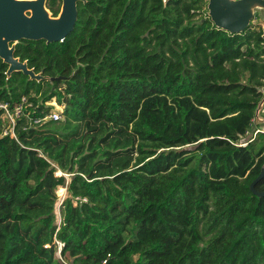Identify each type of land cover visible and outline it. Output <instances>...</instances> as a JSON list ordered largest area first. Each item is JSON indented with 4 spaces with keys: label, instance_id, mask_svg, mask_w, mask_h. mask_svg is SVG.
<instances>
[{
    "label": "trees",
    "instance_id": "16d2710c",
    "mask_svg": "<svg viewBox=\"0 0 264 264\" xmlns=\"http://www.w3.org/2000/svg\"><path fill=\"white\" fill-rule=\"evenodd\" d=\"M206 5L80 0L62 41L15 45L65 79L0 59V101L32 103L14 136L0 110V264H264V28L229 33ZM52 100L61 118L31 121Z\"/></svg>",
    "mask_w": 264,
    "mask_h": 264
},
{
    "label": "water",
    "instance_id": "95a60500",
    "mask_svg": "<svg viewBox=\"0 0 264 264\" xmlns=\"http://www.w3.org/2000/svg\"><path fill=\"white\" fill-rule=\"evenodd\" d=\"M78 1L61 0L59 12L52 15L46 0H0V58L7 64V77L18 71L36 81L66 78L35 72L28 67L27 61L14 55V46L22 39H42L47 43L62 41L74 28ZM168 1L163 0V4ZM206 7L212 23L229 33L244 31L257 12L262 14L264 22V0H207ZM263 106L264 93L255 109V119L264 123V117L260 115ZM263 176L264 167L249 185L252 193L259 197L264 196V190L255 189V184Z\"/></svg>",
    "mask_w": 264,
    "mask_h": 264
},
{
    "label": "built area",
    "instance_id": "2783aa9c",
    "mask_svg": "<svg viewBox=\"0 0 264 264\" xmlns=\"http://www.w3.org/2000/svg\"><path fill=\"white\" fill-rule=\"evenodd\" d=\"M52 101L55 102V100H52ZM52 101H48V102H46V104L51 105L49 103ZM31 104H32L31 102H27V99L24 96L21 98L20 102H18L12 108L9 107V104L7 102L0 101L1 117L7 121L6 128L3 131L4 134H6L8 131H10V135L14 136L13 127H14L16 118L19 117L20 115H24L27 117L28 115L24 112L23 109L26 106H31ZM60 107L56 111H50V113H48L47 115H45L42 118L31 119V121L36 123V122H39L40 120L44 121L47 119H54V120L59 119V118H61V111H62V106H60ZM257 132L263 133L264 130L261 128H257L254 131L253 135H255ZM60 220H61V218L59 215L58 222H60ZM56 242H57V245L59 247V249H58V253H59L60 248L62 246V243L59 241H56ZM59 256H60V254H59Z\"/></svg>",
    "mask_w": 264,
    "mask_h": 264
},
{
    "label": "rangeland",
    "instance_id": "374dc122",
    "mask_svg": "<svg viewBox=\"0 0 264 264\" xmlns=\"http://www.w3.org/2000/svg\"><path fill=\"white\" fill-rule=\"evenodd\" d=\"M258 13V16H255L253 19H252V24L254 25V26H256L257 28H264V22H263V16H262V14L260 13V12H257ZM49 104H51L52 105V109H51V111H56L60 106L57 104V103H55V102H50ZM61 108V107H60ZM262 111H263V114H264V107H263V109H262ZM263 117V116H262ZM262 129L264 130V124H262ZM251 133L249 132L248 134H247V136L248 135H250ZM245 139H246V137H245ZM58 174V173H57ZM56 195H57V202H56V210H55V212H56V214H57V221H58V219H59V204L61 203V201L67 196V192H66V188L64 187V186H59V187H57V190H56ZM58 249H59V247L57 248V251H56V255L58 256V257H61V256H59V253H58Z\"/></svg>",
    "mask_w": 264,
    "mask_h": 264
},
{
    "label": "flooded vegetation",
    "instance_id": "af4514ba",
    "mask_svg": "<svg viewBox=\"0 0 264 264\" xmlns=\"http://www.w3.org/2000/svg\"><path fill=\"white\" fill-rule=\"evenodd\" d=\"M80 1V0H79ZM46 2H47V0H46ZM78 3V2H77ZM60 6H61V0H59V9H60ZM58 12H59V10H58ZM57 12V13H58ZM57 13L55 14V15H57ZM52 15H53V13H52ZM22 40H27V39H22ZM22 40H19L18 42H20V41H22ZM18 42H16V43H18ZM16 43H15V45H16ZM11 44V43H10ZM14 52H15V46H14ZM15 55V54H14ZM1 59V58H0ZM20 59V58H19Z\"/></svg>",
    "mask_w": 264,
    "mask_h": 264
}]
</instances>
